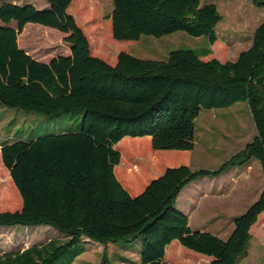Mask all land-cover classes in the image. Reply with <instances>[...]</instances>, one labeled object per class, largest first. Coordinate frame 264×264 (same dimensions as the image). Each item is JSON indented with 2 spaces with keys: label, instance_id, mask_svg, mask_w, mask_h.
Segmentation results:
<instances>
[{
  "label": "trees",
  "instance_id": "trees-1",
  "mask_svg": "<svg viewBox=\"0 0 264 264\" xmlns=\"http://www.w3.org/2000/svg\"><path fill=\"white\" fill-rule=\"evenodd\" d=\"M46 1L49 6L42 10L32 4H0V103L43 114L81 107L84 114L76 131L0 144L2 164L22 200L19 210L0 211V226L46 225L65 233L67 239L4 252L0 263L23 258L24 264H46L47 253L56 257L66 248L76 249L83 239L106 245L139 238V264H166L165 250L173 240L210 256L209 264H237L248 254L250 228L264 210V20L234 60H204L218 39L215 26L222 19L214 2L112 0V36L104 38L107 44L113 39L184 31L204 35L208 45L173 49L165 60L121 51L110 64L91 54L86 35L69 13L81 14L86 0ZM253 3L264 7V0ZM27 23L64 33L70 54L49 62L31 57L17 41ZM237 102L247 105L255 127V135L242 149L217 169L166 164L138 194L129 193L127 188L131 193L136 189L116 148L130 157L141 152L140 142L146 140V155L153 150L190 151L200 111ZM250 159L260 164L262 191L234 218L229 236L221 239L208 231L191 230L187 216L175 208L180 191L197 178L217 176ZM82 252L80 247L71 251L65 264Z\"/></svg>",
  "mask_w": 264,
  "mask_h": 264
},
{
  "label": "rangeland",
  "instance_id": "rangeland-1",
  "mask_svg": "<svg viewBox=\"0 0 264 264\" xmlns=\"http://www.w3.org/2000/svg\"><path fill=\"white\" fill-rule=\"evenodd\" d=\"M13 1H16L17 4H32L41 10L49 6L46 0ZM86 1L87 4L81 14L69 13L73 15L76 23L86 35L91 54L110 64L116 61V56L121 51L138 58L165 60L168 52L173 49L196 50L208 45L204 35L192 36L184 31H175L160 37L142 35L138 40H115L112 38V44H107L104 40H108L112 36L110 19L112 0ZM208 2L216 4L222 19L215 26L218 39L210 46L211 53L202 59L215 57L221 61L233 60L240 51L250 45L255 27L264 20V7L255 5L253 0H201V4ZM78 5L79 1L76 3V6ZM10 25L16 26L15 22H11ZM41 26L45 28H41ZM24 27L26 28L25 32L23 35H20L21 33L18 35L17 41L19 47L28 54L46 58L54 53L63 54L69 51L70 44L63 40L65 34L59 30L37 23H27ZM101 38H103V42ZM83 114L84 109L81 107H71L57 114H43L17 107H7L0 103V144L20 139L30 140L63 130L76 131L80 128ZM254 135L255 127L247 105L244 102H237L225 108L201 110L195 122L194 148L190 151L153 150L150 144L153 153L146 155L145 146H143L146 144V140L140 142L141 152L134 153L130 157L126 152L123 153L121 149H117L126 162L122 168L125 169V164H128V174L131 177H138L137 175L141 174L143 178L141 183L144 186L154 176L160 174L166 164L181 162L180 164H189L191 168L217 169ZM159 160L163 162V165L159 163ZM255 162L257 164H254L249 170L253 192H256L260 185V177L263 179V176H260V173L262 175L260 164L257 160ZM20 201L19 193L0 157V211L12 212L20 206ZM240 201L241 199L231 201L226 205V208L238 212L240 209L235 207L241 205ZM246 202L245 200L242 206ZM208 211L209 209L204 204L191 211L189 217L191 227L206 226ZM9 229L10 235L4 241V243H8V246L17 245L19 240L16 235L21 232L28 233V230L37 231L36 238L26 242L29 245L40 244L51 239L58 242H64L67 239L65 233L46 225L30 227L15 225L9 226ZM2 232L0 229V238ZM250 233L248 254L241 257L237 264H264V214L250 228ZM173 243L178 242L174 241ZM169 246L171 247V245ZM77 247L82 248L83 252L75 257L71 264H139L141 240L138 238L128 243H107L104 245L83 239L78 242ZM76 249L66 248L56 257L47 253L46 264H65L70 258L71 251ZM50 250L52 248H48V251ZM182 250L187 249L172 250L170 248L167 250L166 264H209L212 259L210 256L193 250H187L190 254H185ZM22 259L19 258L17 262L9 259L5 263L24 264ZM25 262L30 263L27 258H25Z\"/></svg>",
  "mask_w": 264,
  "mask_h": 264
},
{
  "label": "crops",
  "instance_id": "crops-1",
  "mask_svg": "<svg viewBox=\"0 0 264 264\" xmlns=\"http://www.w3.org/2000/svg\"><path fill=\"white\" fill-rule=\"evenodd\" d=\"M1 1L2 0H0V4L2 2H4V1H2V2ZM9 2L16 3V1H13V0H11V1L9 0ZM69 54H70V47H69V51L66 53H63V54L54 53L51 56L46 57V58L36 57L34 55H31V54H29V55L31 57H33L34 59L39 60L41 62H49V60L51 58H53L54 56H57V55L66 56ZM213 58H215V57H213ZM210 59H212V58H210ZM215 59H217V58H215ZM204 60H208V59H204ZM197 118H196V120H197ZM196 120H195V122H196ZM63 131H65V130H63ZM127 137L128 136H126L124 138H127ZM149 142H150V140H149ZM121 158H122V156L120 157V162H121ZM255 160L256 159H250L248 162L243 163L241 165L228 167L217 176H203V177L197 178V179L191 181L188 185H186L180 191V193L178 194L177 199H176L175 208L187 216L188 226L191 230L208 231V232H211L212 234L216 235L217 237H219L221 239H226L229 236V234L231 233V231L233 230V227H234V218L237 215L243 213L248 208V206H250L259 197V195L262 191V187H263L262 177H260V185L257 188L256 192H253L252 187H251L252 179H251V175H250L249 170H251V167L254 164H257L255 162ZM125 166H126L125 167V170H126L128 164H125ZM260 169H261V167H260ZM158 175H156V176H158ZM128 176L130 177L132 185H133L132 187H134V189H136V192L131 193L129 188H127V190L129 191V193L131 195L134 196V195L138 194L144 188V186L141 183L143 178H142L141 174L137 175L138 177H136V176L131 177V175H129V174H128ZM156 176H154V177H156ZM260 176H263V175H261V173H260ZM17 192H18V190H17ZM19 196H20V194H19ZM240 199H241V201H240L241 205H237L235 207L236 209H240L238 212H235V210H228L226 208V205L230 204L231 201H239ZM20 200H21V197H20ZM245 200L247 202L244 206H242V204ZM202 204L206 205L207 208L209 209V211L207 213L208 218L206 219V224H205L206 226L197 225L196 227H191V225L189 224L190 213L194 209H197V207H200ZM21 206H22V200L20 201V206L15 208L13 211L19 210L21 208ZM263 214H264V210L258 215V218ZM0 229L3 231L1 233V238H0V255L4 252H17V251L21 252V251H23V250H25L31 246L41 247L42 245H44L45 243H47L49 241V240L44 241L40 244H36V243L30 244V245L28 243L26 244V242H28L30 239L36 238L35 236L37 235V231L28 230V233L21 232V233L16 235L17 236L16 238L19 240L17 245H14V246L9 245L8 246L7 245L8 243H4V241L9 237L10 229H9V227H0ZM24 230H26V229L24 228ZM48 230H50V229H48ZM224 233H225V236H223ZM174 241L178 242V240H173V241H171V243H173ZM171 243L168 244V246L166 247L165 255H166L167 250H169L170 248H172V250L173 249L174 250H176V249H187V248L183 247L179 242H178L179 244L178 243L171 244ZM169 245H171V247ZM11 246H13V247H11ZM9 248H12V249H9ZM187 250H190V249H187Z\"/></svg>",
  "mask_w": 264,
  "mask_h": 264
}]
</instances>
